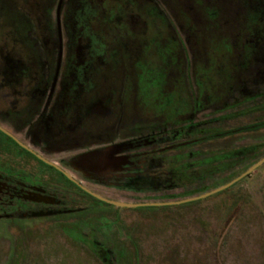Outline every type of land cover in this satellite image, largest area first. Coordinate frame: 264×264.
Masks as SVG:
<instances>
[{
    "label": "flooded vegetation",
    "instance_id": "flooded-vegetation-1",
    "mask_svg": "<svg viewBox=\"0 0 264 264\" xmlns=\"http://www.w3.org/2000/svg\"><path fill=\"white\" fill-rule=\"evenodd\" d=\"M226 1L192 0L198 25L181 0H0V218H100L118 206L95 188L178 187L182 167L214 170L194 146L262 128L200 117L236 91L239 114L264 110L246 95L264 72V0H234L233 20Z\"/></svg>",
    "mask_w": 264,
    "mask_h": 264
},
{
    "label": "rangeland",
    "instance_id": "rangeland-1",
    "mask_svg": "<svg viewBox=\"0 0 264 264\" xmlns=\"http://www.w3.org/2000/svg\"><path fill=\"white\" fill-rule=\"evenodd\" d=\"M181 1L194 13L192 0ZM226 2L225 14L237 19V3ZM158 4L164 6L165 2ZM168 4L167 8L172 5ZM192 16L201 24L200 13ZM187 32L183 30V38ZM155 53L153 50L151 69L159 72L162 63L156 61L159 57ZM251 74L246 95L253 98L263 93L250 101L254 103L264 100V72ZM244 96L236 91L200 117L205 120L212 113L214 122L209 126L215 129L264 118V110L238 113L242 108L239 99ZM228 114L230 119L224 118ZM193 152L198 169L214 170L200 174L201 170L185 172L182 167L174 180L192 181L174 188H95L93 192L127 203L177 201L207 192L264 155V126L203 141ZM94 212L100 218H36L44 212L15 220L0 218V264H264V162L229 187L197 200L130 208L107 205L96 207Z\"/></svg>",
    "mask_w": 264,
    "mask_h": 264
},
{
    "label": "water",
    "instance_id": "water-1",
    "mask_svg": "<svg viewBox=\"0 0 264 264\" xmlns=\"http://www.w3.org/2000/svg\"><path fill=\"white\" fill-rule=\"evenodd\" d=\"M264 162V155L259 158L257 161H255L252 165H250L248 168H246L243 172H241L240 174H238L237 176H235L234 178H232L230 181L224 183L223 185H220L218 187H215L207 192L201 193L199 195L196 196H192V197H187L184 199H180L177 201H165V202H142V203H125V202H120V201H113V200H108L105 198H102L92 192H89L91 195L105 201L108 202L112 205L118 206V207H137V206H162V205H173V204H179V203H185V202H189V201H193V200H197L203 197H206L208 195L214 194L218 191H221L227 187H229L230 185H232L234 182H236L237 180H239L240 178L244 177L245 175H247L248 173H250L252 170H254L256 167H258L259 165H261Z\"/></svg>",
    "mask_w": 264,
    "mask_h": 264
}]
</instances>
